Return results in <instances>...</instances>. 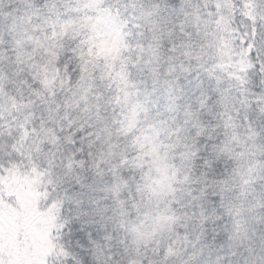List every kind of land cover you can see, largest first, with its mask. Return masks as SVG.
Returning <instances> with one entry per match:
<instances>
[{
	"label": "snow or ice",
	"instance_id": "obj_1",
	"mask_svg": "<svg viewBox=\"0 0 264 264\" xmlns=\"http://www.w3.org/2000/svg\"><path fill=\"white\" fill-rule=\"evenodd\" d=\"M0 264H264V0H0Z\"/></svg>",
	"mask_w": 264,
	"mask_h": 264
}]
</instances>
